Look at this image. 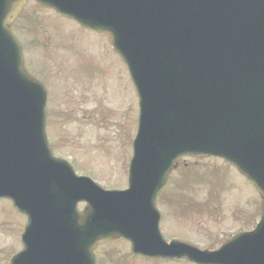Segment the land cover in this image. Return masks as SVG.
<instances>
[{
    "label": "water",
    "instance_id": "obj_1",
    "mask_svg": "<svg viewBox=\"0 0 264 264\" xmlns=\"http://www.w3.org/2000/svg\"><path fill=\"white\" fill-rule=\"evenodd\" d=\"M25 1L0 0V196L27 216L10 264H95L92 249L114 238L144 256L264 264V0H37L107 34L129 68L139 120L126 190L52 156L46 92L8 27ZM183 154L223 157L255 184L253 231L215 251L163 240L155 199Z\"/></svg>",
    "mask_w": 264,
    "mask_h": 264
},
{
    "label": "rangeland",
    "instance_id": "obj_2",
    "mask_svg": "<svg viewBox=\"0 0 264 264\" xmlns=\"http://www.w3.org/2000/svg\"><path fill=\"white\" fill-rule=\"evenodd\" d=\"M24 9L12 28L23 44L26 70L49 88L46 132L53 152L104 188L126 187L138 102L123 60L106 38L52 9L33 0ZM86 57L91 68L79 71ZM173 200L189 214L170 212ZM260 203L254 186L231 164L209 156L179 158L157 198L166 238L207 249L251 230L260 218ZM24 222L10 201L0 199V264H8L21 248ZM95 256L96 264H188L132 256L124 240L99 244Z\"/></svg>",
    "mask_w": 264,
    "mask_h": 264
}]
</instances>
